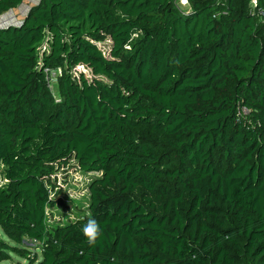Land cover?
<instances>
[{"label": "trees", "instance_id": "16d2710c", "mask_svg": "<svg viewBox=\"0 0 264 264\" xmlns=\"http://www.w3.org/2000/svg\"><path fill=\"white\" fill-rule=\"evenodd\" d=\"M187 1L39 0L0 26V227L17 243L0 238V264L24 238L27 264H264V0ZM71 160L73 214L53 209Z\"/></svg>", "mask_w": 264, "mask_h": 264}, {"label": "rangeland", "instance_id": "374dc122", "mask_svg": "<svg viewBox=\"0 0 264 264\" xmlns=\"http://www.w3.org/2000/svg\"><path fill=\"white\" fill-rule=\"evenodd\" d=\"M177 4L181 8H187L188 7V1L186 3H182L181 1H178ZM98 44L100 47L104 50L107 51L110 40L105 39L102 41H99ZM76 68L78 71H83L87 77L92 76V72L88 67L82 66V65H77ZM60 70H51L49 73L48 81L49 85L52 89L53 94L58 97V91H57V83H56V77L58 75ZM55 189L54 193L56 191H59V194H55L56 199L59 198H64L68 205H61L57 204L53 209L58 210L60 209L64 213H70L73 214L75 211L74 204L76 202H84L87 199V189H86V177L78 171V166L74 160H71L67 165L61 166L55 171ZM58 212V211H57ZM56 212V213H57ZM60 214V213H59ZM0 238H3L5 241L12 243V244H17L13 240L9 239L6 234L3 232V230L0 227ZM20 246L26 247L27 252L26 254H21L16 251H11V257L10 259L6 260L4 263L7 264H27L28 262V254L32 255L34 254V251L38 253V258H40L41 253H40V248H36V242L32 241L30 239L24 238L21 243H19Z\"/></svg>", "mask_w": 264, "mask_h": 264}, {"label": "built area", "instance_id": "2783aa9c", "mask_svg": "<svg viewBox=\"0 0 264 264\" xmlns=\"http://www.w3.org/2000/svg\"><path fill=\"white\" fill-rule=\"evenodd\" d=\"M39 0H23L21 3H19L15 8H10L6 11H3L0 13V26H8V25H19L23 21L24 15L27 13L29 8L37 3ZM181 1L182 3H186L187 0H176ZM255 1V0H253ZM259 12H262L261 9L258 10ZM43 48H45V45H43Z\"/></svg>", "mask_w": 264, "mask_h": 264}, {"label": "clouds", "instance_id": "9594fccd", "mask_svg": "<svg viewBox=\"0 0 264 264\" xmlns=\"http://www.w3.org/2000/svg\"><path fill=\"white\" fill-rule=\"evenodd\" d=\"M82 233L87 239L89 245H95L98 237L101 235V228L97 220L89 218L82 228Z\"/></svg>", "mask_w": 264, "mask_h": 264}]
</instances>
